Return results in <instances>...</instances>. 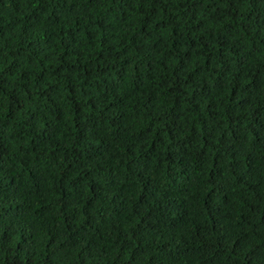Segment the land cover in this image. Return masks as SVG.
<instances>
[{
  "label": "trees",
  "instance_id": "trees-1",
  "mask_svg": "<svg viewBox=\"0 0 264 264\" xmlns=\"http://www.w3.org/2000/svg\"><path fill=\"white\" fill-rule=\"evenodd\" d=\"M0 264H264V0H0Z\"/></svg>",
  "mask_w": 264,
  "mask_h": 264
}]
</instances>
